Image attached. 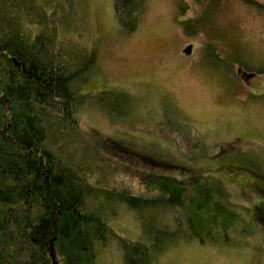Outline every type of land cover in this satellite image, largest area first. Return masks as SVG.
<instances>
[{
  "label": "rangeland",
  "instance_id": "374dc122",
  "mask_svg": "<svg viewBox=\"0 0 264 264\" xmlns=\"http://www.w3.org/2000/svg\"><path fill=\"white\" fill-rule=\"evenodd\" d=\"M85 2L82 12L88 18L72 38L90 50L96 44L98 73L83 88L88 96L78 112L79 134L57 145L58 153H70V162L82 167L94 163L98 172L90 183L105 191L151 197L157 192L147 185L152 175L181 181L196 174L219 176L234 205H229L233 217L250 234L234 247L177 244L156 264H264V74L235 64L227 75L222 65L204 57L211 44L224 58L237 55L264 69V12L241 0H220L213 19L188 35L181 21L200 19L204 5L145 0L137 30L125 34L113 0ZM108 88L133 93L129 117L113 116L96 102L95 95ZM174 122L189 140H180L179 129L170 125ZM197 137L205 141L201 148L195 147ZM88 204L130 239L143 237L151 218L167 224L173 219L167 208L138 214L107 194L88 196ZM98 255V264H124L114 244Z\"/></svg>",
  "mask_w": 264,
  "mask_h": 264
},
{
  "label": "trees",
  "instance_id": "16d2710c",
  "mask_svg": "<svg viewBox=\"0 0 264 264\" xmlns=\"http://www.w3.org/2000/svg\"><path fill=\"white\" fill-rule=\"evenodd\" d=\"M192 1L204 5L205 13L195 22L181 21L188 35L208 24L220 5V0ZM241 1L264 12L257 0ZM144 4L113 0L125 34L137 30ZM85 5V0H0V264H98L99 250L110 244L122 252L124 264H156L177 244H242L250 230L233 217L234 205L219 176L196 174L181 181L152 175L147 185L157 192L151 197L105 191L90 183L98 172L94 163L82 167L77 160L70 162V153L62 156L56 150L79 134L78 112L88 96L83 88L98 73L96 44L90 50L72 38L79 22L88 18L82 12ZM204 57L222 65L226 74L235 64L264 74L263 67L250 66L237 55L224 58L211 44ZM134 99L125 89L95 95L96 102L119 117H129ZM170 125L179 129L180 140H189L177 123ZM201 139L195 147L203 146ZM100 193L138 214L167 208L172 222L151 218L143 237L130 239L88 204V196ZM239 227V234L234 233Z\"/></svg>",
  "mask_w": 264,
  "mask_h": 264
},
{
  "label": "flooded vegetation",
  "instance_id": "af4514ba",
  "mask_svg": "<svg viewBox=\"0 0 264 264\" xmlns=\"http://www.w3.org/2000/svg\"><path fill=\"white\" fill-rule=\"evenodd\" d=\"M153 158V157H152ZM156 162H157V158H153ZM263 220H264V218H263Z\"/></svg>",
  "mask_w": 264,
  "mask_h": 264
},
{
  "label": "water",
  "instance_id": "95a60500",
  "mask_svg": "<svg viewBox=\"0 0 264 264\" xmlns=\"http://www.w3.org/2000/svg\"><path fill=\"white\" fill-rule=\"evenodd\" d=\"M190 52V48L187 49V53Z\"/></svg>",
  "mask_w": 264,
  "mask_h": 264
}]
</instances>
